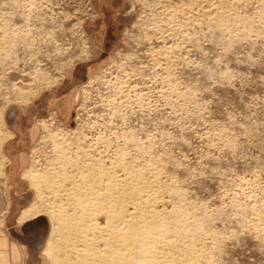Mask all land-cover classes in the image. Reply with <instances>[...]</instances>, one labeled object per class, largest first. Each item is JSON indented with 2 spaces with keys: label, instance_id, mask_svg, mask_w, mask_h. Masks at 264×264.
<instances>
[{
  "label": "rangeland",
  "instance_id": "374dc122",
  "mask_svg": "<svg viewBox=\"0 0 264 264\" xmlns=\"http://www.w3.org/2000/svg\"><path fill=\"white\" fill-rule=\"evenodd\" d=\"M57 133L81 189L101 177L124 200L145 175L161 229L190 233L201 263L264 264V0H0V264L53 262L23 173Z\"/></svg>",
  "mask_w": 264,
  "mask_h": 264
},
{
  "label": "bare ground",
  "instance_id": "6f19581e",
  "mask_svg": "<svg viewBox=\"0 0 264 264\" xmlns=\"http://www.w3.org/2000/svg\"><path fill=\"white\" fill-rule=\"evenodd\" d=\"M218 3L213 2V8L211 10L205 9L204 13L210 12L209 14H211L215 12L214 15H218L220 10H222V6L220 4L219 6ZM59 80L60 78H55L51 81L50 86L56 85ZM35 95H37L36 90L26 91L22 100L28 103ZM43 124L46 129H49L47 123L44 122ZM11 136L12 133L5 132L3 139ZM50 136L54 138L55 153L52 162L46 163L45 169L38 170V168H33L32 166V168L25 170L23 173L36 190L38 197L35 195V199H39V201L34 200L26 207L22 217L24 219L38 217L42 213L48 215L51 220L52 235L46 244L45 254L52 259V264H203L201 263L202 261H210L204 259L206 257V249L204 247L200 248V251L196 250L198 253L195 251L190 241L193 239L189 238L190 233L186 231V233L184 231L182 233L178 227L176 228L177 225L179 226L178 223L177 225L175 224V227H170L171 229H168L170 225L168 228L166 227L167 230L165 229V231L161 229L164 228L162 222L165 220H161L163 218L161 217L162 212L160 213L153 204L154 199L157 198L156 195L152 197L151 194L146 193L148 191L146 188L149 187L146 185L148 180L144 179L145 175L142 176L140 173L139 176L137 175L135 186L126 185L123 189L124 191L122 190L123 194H121L124 200H121L122 197L119 199V194L115 196L118 188H115L116 193L114 194L111 189L112 184L106 185L103 178L102 181H99L101 177L98 179L94 178L92 184L85 187L82 186L81 189V185L79 184V188L74 181L75 174L70 176L71 172L67 171L68 166L79 168L83 164L78 154L76 155L73 150L74 146L71 138L67 134L62 133L50 134ZM85 152L87 153V151ZM85 156L87 155L85 154ZM107 171L109 172L110 170ZM123 173L125 174L126 172ZM134 175H132L133 178L135 177ZM113 178L114 176L111 179ZM122 178L124 179V177ZM69 181L73 183V188H66L65 182ZM97 182H99V187L96 189L94 185ZM44 189L51 190V193L55 194L54 199L59 197L58 199L61 203H47L48 199L44 196ZM65 195L68 196L66 200H69V202L62 200ZM114 197L116 198L114 199ZM117 197L121 200V203L118 202ZM129 203L134 205L133 208L129 207ZM75 204L76 206H74ZM70 205L74 206L72 210L71 207L69 209ZM102 215L107 218L105 225L100 221ZM175 222L173 221V223ZM166 223L167 221L163 224ZM186 224H188V221ZM189 225L188 227H190ZM193 225L195 224L193 223ZM202 251L205 252L201 253Z\"/></svg>",
  "mask_w": 264,
  "mask_h": 264
},
{
  "label": "crops",
  "instance_id": "0c3cea01",
  "mask_svg": "<svg viewBox=\"0 0 264 264\" xmlns=\"http://www.w3.org/2000/svg\"><path fill=\"white\" fill-rule=\"evenodd\" d=\"M34 224H35V222H34V223L32 222V223H30V226H32V225H34ZM37 243H40V242L38 241Z\"/></svg>",
  "mask_w": 264,
  "mask_h": 264
}]
</instances>
